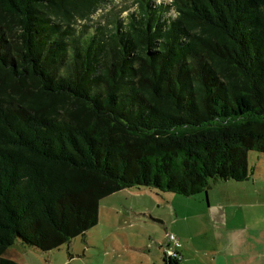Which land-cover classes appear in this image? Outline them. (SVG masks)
<instances>
[{"label":"trees","instance_id":"16d2710c","mask_svg":"<svg viewBox=\"0 0 264 264\" xmlns=\"http://www.w3.org/2000/svg\"><path fill=\"white\" fill-rule=\"evenodd\" d=\"M102 1L0 0V264L85 235L117 192L194 197L264 154V0H137L76 29Z\"/></svg>","mask_w":264,"mask_h":264},{"label":"rangeland","instance_id":"374dc122","mask_svg":"<svg viewBox=\"0 0 264 264\" xmlns=\"http://www.w3.org/2000/svg\"><path fill=\"white\" fill-rule=\"evenodd\" d=\"M157 2L170 4L172 0ZM138 9L137 0H103L90 17L79 20L74 27L89 31L118 16L124 21ZM248 163L251 181L214 180L207 193L194 197L154 189L122 190L100 201L98 224L85 235L47 252L18 240L7 250L6 257L18 264H133L145 258L144 253L152 252L155 264H162V245L168 234H174L186 239L184 247L195 256L206 258L215 247L210 238L214 222L224 228L237 227L245 218L242 211L236 216L232 199L243 198L247 192L258 194V189L264 193V154L250 152ZM217 207L224 211V218ZM203 264L207 261L203 260Z\"/></svg>","mask_w":264,"mask_h":264},{"label":"crops","instance_id":"0c3cea01","mask_svg":"<svg viewBox=\"0 0 264 264\" xmlns=\"http://www.w3.org/2000/svg\"><path fill=\"white\" fill-rule=\"evenodd\" d=\"M253 174L252 176L256 177ZM251 179L248 181H251ZM243 190L246 191V189ZM247 190L249 191L250 189ZM258 190L260 191L258 194H248L247 192V194L244 193L243 198L232 199L234 202L232 205L237 207L236 216L241 211L242 214L244 213L245 218H243L240 225L237 227L228 225L227 228H224L213 221L215 226L210 238L213 240L215 247L209 256L206 258L198 254L195 256L194 252L186 249L183 245L179 264H196L195 260L197 264H203V260H206L207 264H264V193L261 189ZM258 190L254 189V192H258ZM217 211L224 218V211L218 207ZM248 217L254 219V221L251 222ZM178 239L182 244L186 241V239L183 238V240L181 237ZM166 242L167 236L162 245L163 247ZM160 255L162 264H166L163 250ZM144 257L140 259L139 263L134 262L133 264H155L154 253H144Z\"/></svg>","mask_w":264,"mask_h":264},{"label":"built area","instance_id":"2783aa9c","mask_svg":"<svg viewBox=\"0 0 264 264\" xmlns=\"http://www.w3.org/2000/svg\"><path fill=\"white\" fill-rule=\"evenodd\" d=\"M182 248V242L174 234H168L167 242L163 247V253L166 261H175L180 259Z\"/></svg>","mask_w":264,"mask_h":264},{"label":"water","instance_id":"95a60500","mask_svg":"<svg viewBox=\"0 0 264 264\" xmlns=\"http://www.w3.org/2000/svg\"><path fill=\"white\" fill-rule=\"evenodd\" d=\"M207 195V194H206Z\"/></svg>","mask_w":264,"mask_h":264}]
</instances>
